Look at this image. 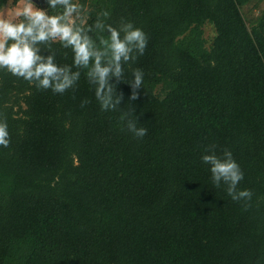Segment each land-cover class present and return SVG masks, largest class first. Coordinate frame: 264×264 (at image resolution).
I'll return each instance as SVG.
<instances>
[{
  "label": "trees",
  "instance_id": "16d2710c",
  "mask_svg": "<svg viewBox=\"0 0 264 264\" xmlns=\"http://www.w3.org/2000/svg\"><path fill=\"white\" fill-rule=\"evenodd\" d=\"M249 2L79 0L88 9L77 25L92 26L98 46L108 35L98 18L147 36L144 53L123 63L114 110H101L87 68L62 94L0 70L10 133L0 146V264H264V11L248 29ZM207 23L215 37L205 48ZM41 51L72 64L59 41ZM136 69L143 83L131 100ZM209 148L232 152L244 173L237 189L251 200L213 182L201 160Z\"/></svg>",
  "mask_w": 264,
  "mask_h": 264
},
{
  "label": "clouds",
  "instance_id": "9594fccd",
  "mask_svg": "<svg viewBox=\"0 0 264 264\" xmlns=\"http://www.w3.org/2000/svg\"><path fill=\"white\" fill-rule=\"evenodd\" d=\"M47 8L38 7L34 0H18L10 14L0 16V70L35 83L37 88L51 89L54 93H64L72 88L80 78V68H87L89 81L94 84L95 97L103 111L116 109L122 101V95L114 89L115 81H120L123 63L135 60L147 47L146 33L131 21L121 19L119 27L95 21V29L107 32L97 42L88 34L92 26L85 29L75 23L83 15L79 0H45ZM61 9L50 14L48 9ZM100 15L107 17L108 12ZM59 41L63 48L73 53L72 64L60 65L51 51H41V45L51 48V42ZM77 70H73V69ZM144 73L136 69L129 83L132 88L131 100L137 99V89L141 88ZM87 101H82V106ZM126 121L128 130L142 138L147 129L137 127V118ZM10 144V133L6 120L0 119V146ZM203 163L209 166L213 182L219 186L227 185V192L233 200H251L249 189H237L244 178L238 162L230 150L225 149L218 156L212 148L201 156Z\"/></svg>",
  "mask_w": 264,
  "mask_h": 264
},
{
  "label": "rangeland",
  "instance_id": "374dc122",
  "mask_svg": "<svg viewBox=\"0 0 264 264\" xmlns=\"http://www.w3.org/2000/svg\"><path fill=\"white\" fill-rule=\"evenodd\" d=\"M16 1V2H15ZM18 4V0H9L0 10V16H4L5 14H10L11 10L16 7ZM87 7L85 5L83 10V15L75 20L76 24H83L87 18ZM264 11V0H250L249 3L242 6L240 8L241 15L243 20L245 21L248 29L251 28L253 24L256 23V20L260 17L261 13ZM202 38L204 40L205 48H208L213 38L215 37V30L211 24H205L203 26ZM156 94L162 96L161 90L159 87L155 90Z\"/></svg>",
  "mask_w": 264,
  "mask_h": 264
},
{
  "label": "water",
  "instance_id": "95a60500",
  "mask_svg": "<svg viewBox=\"0 0 264 264\" xmlns=\"http://www.w3.org/2000/svg\"><path fill=\"white\" fill-rule=\"evenodd\" d=\"M34 2H35V0H34Z\"/></svg>",
  "mask_w": 264,
  "mask_h": 264
}]
</instances>
